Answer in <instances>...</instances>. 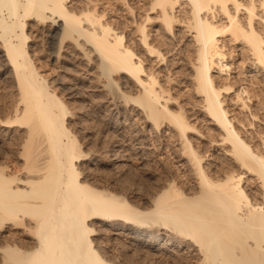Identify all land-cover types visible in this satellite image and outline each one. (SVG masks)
<instances>
[{
	"label": "bare ground",
	"instance_id": "bare-ground-1",
	"mask_svg": "<svg viewBox=\"0 0 264 264\" xmlns=\"http://www.w3.org/2000/svg\"><path fill=\"white\" fill-rule=\"evenodd\" d=\"M74 2L0 0V57L6 58L3 72H8L7 80L14 81L18 92L14 115L0 117V127L24 128L17 140L11 139L7 130L4 132L13 140L10 144L18 145L21 163L10 166L0 162V264H113L103 261L101 250L99 254L93 246L94 229L87 222L93 218L109 223L116 230L109 231L116 234L122 232L123 222H129L139 223L135 230L140 233L146 231L144 224H152L157 230H148L153 240L183 235L179 243L194 244L202 254L199 264H264V131L258 134L259 143H251L253 139L243 136L241 126H235L236 119L230 114L231 106L250 108L247 101L251 102L258 92L252 87L264 71V0H151L148 8L157 11L163 32L160 34L167 42H182L189 33L186 42L192 74L187 86L201 98L205 118L219 129L221 140L229 143V160L234 164L218 176L208 171L203 164L205 155L190 137L201 133L197 124L191 123L184 106L177 111L170 107L178 97L170 92V77L162 83L160 76L162 66L169 74L170 47L164 51L160 37L148 28L155 18L146 13L140 22L134 19L126 37L125 30L110 21L103 22L96 8L77 9ZM130 11L134 13L133 7ZM225 36L242 44L241 51L249 54L250 83L237 86L232 81L234 56H227ZM30 37L36 41L48 38V43L56 46L54 56L80 49L85 56H97L98 69L108 79L101 85L104 90H115L113 72L124 74L135 92L124 90L128 93L121 92L122 97L135 104L144 122L150 124V131L167 120L184 137L182 149L194 174L192 193L180 192L173 183L154 198L153 208L145 211L107 193L106 188L97 190L82 181V164L76 162L85 152L67 127L65 117L70 112L66 111V103L34 65ZM106 96V102L113 103L110 93ZM250 114L252 120L258 118L254 112ZM112 141L120 147L126 143L121 139ZM138 143L143 148L142 140ZM20 225L26 226L23 230L30 242L23 244L7 234L10 228Z\"/></svg>",
	"mask_w": 264,
	"mask_h": 264
},
{
	"label": "rangeland",
	"instance_id": "rangeland-1",
	"mask_svg": "<svg viewBox=\"0 0 264 264\" xmlns=\"http://www.w3.org/2000/svg\"><path fill=\"white\" fill-rule=\"evenodd\" d=\"M74 1L75 2L72 5L77 9L82 8L86 10L90 7H93L94 9L96 8L97 12H101V20L103 22L110 21L114 27L116 26L117 28L125 30L126 37L127 34H129L128 31L131 29L130 25L133 24L134 19L136 23L137 21L140 22L141 19H144L143 16H145L144 14L146 13L155 18L148 23V28L151 29L152 35L155 34L160 37L159 40L163 43L161 46L162 48L164 47V51L166 48L168 50L170 47L168 53L170 55H167L169 56L168 59H171V61H168L170 67L169 74L167 70H164L163 66L160 69L162 70L160 72L162 83H167V80L170 77V85L173 86L170 92L175 98L178 97V100L176 99L177 101H175L177 104L173 103L175 105L171 104L170 107L173 111H177L180 109L179 106H184L183 110L186 115L191 117V123H196L198 129H200L201 133L198 132L196 133L197 135L193 134V136L190 137L193 139L195 138L193 141L194 145L200 153L205 155L203 164L206 167L208 166V171H211L214 174L217 173L215 175L218 176L222 171L233 168L234 164H230V156L228 155L229 146L227 145H229V143H224L221 140V132L218 131L219 129L214 125H212V127L210 121L205 118L206 113L201 108V101H199L201 98L193 93V90L187 86L189 77L192 74L188 60L190 57L188 53L189 48L186 42V40H189V33H185V36L181 39L182 42L174 41L175 43L171 42L172 44L170 43V40L167 42L168 40L163 37V34H160V32H163L162 25L160 24L161 20L156 18L157 11L155 10L153 12L148 10L151 0ZM130 7H133L134 9L133 14H131ZM44 32L47 33L48 30L45 28ZM228 37L229 36H225L223 39H226L227 56L231 54V56H234V63L232 65L233 69L230 72V74L234 76L232 81L235 80L237 86L250 83L249 74L250 70H252L249 66V61H251L250 56H246L249 54L241 51V49H243L242 44L233 42ZM29 40V52L34 60L35 67L48 79L51 90L54 89L58 96L64 100L67 106V113L70 112L65 117V120L67 121L66 124L68 123L67 127L70 130L71 135L76 138V142L78 144L80 143L79 147L83 150L82 153L85 152L84 155L81 154L79 160L77 159L78 163L76 162L79 166L82 164L80 167H82L83 170L79 167L81 169L80 179L82 178V181L87 182L88 185L93 188L97 187V190L104 191L106 188L105 191L107 193L112 192L113 194L110 193L111 195L120 198L122 197L123 199L125 198L131 206L145 211H148L149 209L151 210L154 206V198L164 190L169 189L173 183L179 190L181 189L180 192L187 195L192 193V187H194L195 181L194 174L191 171L192 167L191 169L189 168L191 165L188 161V156L182 149L184 137H182L179 134L180 132L178 133L177 129L175 130L167 120L164 122L165 124L163 123V125L161 124L157 129L150 131V124L147 125V123L144 122L143 115L137 110L135 104L130 101V105V103L126 102L125 98L122 97L124 90H130L129 92L132 94L135 92L133 90L131 91L132 88L130 89V86H128V78L124 74L113 72L111 79L114 82L115 90H104L101 85L108 81V79L103 75L102 71L98 69L97 56H85L82 54V51H84L83 49L75 51V54L68 50L62 51L59 55L54 56L56 53V46L48 43L50 41L48 38L44 37V39L36 41L30 37ZM165 41L168 44L166 43L164 46ZM176 42L178 43L177 45ZM173 44L175 45L173 46ZM175 46L176 48L174 52L173 48ZM72 53L73 56H71ZM0 55H2V51H0ZM5 62H7L6 58L1 56V118L14 115V105L16 104L18 97L14 81L7 80L6 74H8V72L6 74L3 72V64ZM262 72L261 76L255 78L256 80H259L257 83H254L252 87L253 92L255 89L258 91L257 94L254 93V96L256 95V97L252 96L255 100L253 98L251 102L247 101V105L250 103L252 104L249 105L250 108H245L243 105H237V107L231 106L230 114L236 119V124L234 123L235 126L237 128L241 126V129H239L243 136H245L247 140L250 138L249 141L253 139L251 143H255V141L259 143V133L264 131V71ZM223 75L226 76L225 74ZM124 78H126V80ZM106 91L110 93V96H112L113 99L112 102L114 104L117 103L116 105L111 102H109L111 104L106 102V95L108 94ZM259 92L262 97L258 94ZM116 95L119 97L117 96L118 98L115 100ZM121 99H123V101ZM253 108L256 112L253 111ZM251 111L257 115V119L252 120L253 116L250 114ZM250 122H252L253 126ZM0 128L4 130L2 132L0 129V162L10 166L19 165L21 161L17 157L18 145L14 146V144H10V142L15 140L16 137L17 140L20 135L22 136L24 128L17 126L13 128ZM6 130L10 133V138L13 140H11L8 135L6 136L4 134ZM252 132L253 134H251ZM245 133L247 135H245ZM136 134L138 135L136 136ZM200 135H203V138L199 137ZM249 135L250 137H248ZM137 138L142 140L143 148H139L140 144L138 142L140 140ZM115 139H121L123 140V143L126 142L125 145H123L124 147L112 145V140ZM223 152L226 153L225 156L227 157L224 156ZM84 157H89V159L85 161L80 160ZM219 166L220 168H217ZM210 167L217 170L214 172ZM94 219L95 218L91 219L93 221H87L89 222L90 227L94 229L91 233V237L94 240L93 246L95 249L97 247L99 254L101 250L102 253L100 256H104V259H102L105 262L110 261L109 263L113 264H199V261L202 260V254L196 250L198 248L193 246L194 244L192 245L189 243V245H187L183 241V244L181 242L179 243L180 239L182 240L183 235L172 234L168 238L163 237L158 239L156 237L157 239L155 238L153 240L150 239L148 234V230L149 232L152 231L157 233L156 228L151 226L152 224H144V226L147 227H142L145 228L146 231L140 233L135 230L137 226H139V223L133 224L129 222H123V225L125 226L120 229L122 232L119 230L121 233L116 234L109 231H116L115 229L110 228L109 223L99 222L97 219ZM23 229H26L25 225H20L17 228L12 227L7 234H13V238L15 236L16 240H21V243L25 244L30 242V240L26 235V230ZM133 232H135V235ZM7 237L12 238V236L10 237L9 235ZM99 247L102 248L98 249Z\"/></svg>",
	"mask_w": 264,
	"mask_h": 264
}]
</instances>
